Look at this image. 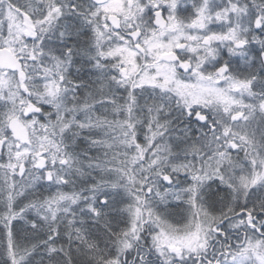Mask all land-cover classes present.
Segmentation results:
<instances>
[{
  "label": "snow or ice",
  "instance_id": "obj_1",
  "mask_svg": "<svg viewBox=\"0 0 264 264\" xmlns=\"http://www.w3.org/2000/svg\"><path fill=\"white\" fill-rule=\"evenodd\" d=\"M0 264H264V0H0Z\"/></svg>",
  "mask_w": 264,
  "mask_h": 264
}]
</instances>
